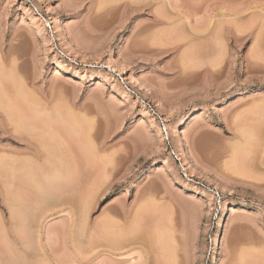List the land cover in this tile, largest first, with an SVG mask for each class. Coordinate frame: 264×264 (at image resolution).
Listing matches in <instances>:
<instances>
[{"label": "rangeland", "instance_id": "374dc122", "mask_svg": "<svg viewBox=\"0 0 264 264\" xmlns=\"http://www.w3.org/2000/svg\"><path fill=\"white\" fill-rule=\"evenodd\" d=\"M170 2L0 0V264H264V0ZM31 141L75 170L33 185Z\"/></svg>", "mask_w": 264, "mask_h": 264}, {"label": "bare ground", "instance_id": "6f19581e", "mask_svg": "<svg viewBox=\"0 0 264 264\" xmlns=\"http://www.w3.org/2000/svg\"><path fill=\"white\" fill-rule=\"evenodd\" d=\"M161 1V0H160ZM169 2L171 1V0H168ZM163 2H165V1H163ZM158 3V2H157ZM162 3V2H161ZM160 3V4H161ZM171 3V2H170ZM161 15H162V13H160ZM163 16V15H162ZM158 18V17H157ZM167 19V18H166ZM165 22V21H164ZM220 26H221V24H220ZM62 27V26H61ZM222 28V27H221ZM209 29V28H208ZM223 29V28H222ZM58 30H60L59 29V26H58ZM207 31V30H206ZM218 31V30H217ZM216 31V32H217ZM222 31V30H221ZM4 70V69H3ZM60 72V70L58 69V67L55 69V72H54V74H58ZM3 73H5L6 75H8V77H9V75L10 76H12L11 75V72H6V71H3ZM4 74V75H5ZM5 75V76H6ZM16 85V84H15ZM2 87V86H1ZM19 88V87H18ZM4 90V89H3ZM5 93V92H4ZM5 95H6V93H5ZM1 97V96H0ZM6 97H8V95L6 96ZM1 99V98H0ZM251 131V130H250ZM262 131V130H261ZM252 132H253V130H252ZM258 132H260V131H258ZM244 133H246V132H244ZM244 133H243V136H244ZM254 133V132H253ZM174 134V133H173ZM242 134V133H241ZM247 134H250L249 132H247L246 133V135ZM256 135V134H255ZM261 135H263V133L261 134ZM256 136H258V134L256 135ZM34 137V136H33ZM36 137V136H35ZM246 137V136H245ZM248 137V136H247ZM32 139V138H31ZM252 139V138H251ZM34 140V139H33ZM261 140V139H260ZM247 141V140H246ZM35 142H37V141H35ZM241 142V141H240ZM38 143V142H37ZM246 143V142H245ZM42 144V143H41ZM237 144V143H236ZM239 144V143H238ZM30 145H33V146H35V148H36V150L35 151H33V149H32V151L34 152H30L31 153V157L29 158H26V160L24 161V167H23V169L24 168H28L26 171H28V172H25V173H28V176H30L31 177V182H32V184L33 185H35L36 186V184H38L39 186H41L42 185V183H43V181H42V178H46V176H49V174H51L52 175V177H51V180L53 179V176L54 177H58V176H64L65 174H70V172H72L73 171V168H74V166H72V165H70V163L69 162H67L66 161V159H65V154H63L64 153V150H63V146H59V148L57 149L58 151H56V150H54V153H53V151L52 152H50V150L48 149V148H46L47 150H49V152L46 150V149H44V152H43V144H42V146H37V145H35V143H33L32 141L30 142ZM46 145V144H45ZM32 146V147H33ZM235 146H237V145H235ZM234 146V147H235ZM40 147H42V148H40ZM240 147V146H239ZM29 148H30V146H29ZM45 148V147H44ZM51 150H52V148H50ZM47 151V153H46V151ZM30 151H31V149H30ZM184 151V150H183ZM234 151V150H233ZM249 151V150H248ZM45 153V154H44ZM32 155H34V156H32ZM15 159H13V161H12V164L10 165L11 167L13 166V169L15 170L16 169V167H18L17 165H16V163L18 162V161H14ZM24 160V159H23ZM22 159H21V161H23ZM10 161V160H9ZM16 162V163H15ZM10 163H11V161H10ZM19 163H21V162H19ZM9 164V163H8ZM8 167H9V165H8ZM21 167V166H20ZM10 168V167H9ZM11 170V171H14V170ZM18 170H21V169H19V167L17 168ZM9 169H7L6 171L9 173V171H8ZM74 170H75V168H74ZM5 171V172H6ZM10 171V172H11ZM23 171V170H22ZM39 171V172H38ZM20 172V171H19ZM41 172H43V174H42V176H44V177H42L41 175H39V177H40V180H39V177H36V176H38L37 174H41ZM12 173V172H11ZM11 173H9V174H11ZM14 173H16V170L11 174V175H8L7 173L5 174V178L8 180V184H9V186H7V183L5 184L6 186L5 187H7L8 188V190L6 189L5 190V193H7L8 192V195L7 196H9V198L7 197V199H9V201L10 202H8V200H7V202H8V204H11L10 205V208H11V215H10V218L12 219V225H14V226H12V227H14L12 230H13V233H16L15 234V240H16V243L17 244H19L20 243V245H22L21 247H20V251L23 253V254H26V256H29L28 255V248H26V246H25V242H24V239L25 240H27L26 239V234H25V236H23V238H22V234L24 235V231L23 232H21V225H22V223H21V221L22 220H24V219H22V220H20V218H19V214H21V213H18V211L19 212H21L20 210H16V209H14V207H16V206H13L12 205V202L14 203L15 201H13V197H12V195L14 194V192L12 193L11 191H15V187H14V185H15V183H13V182H15V181H13V179L15 180V178H16V176L18 175L17 173L16 174H14ZM45 173V174H44ZM47 173H49V174H47ZM23 175H24V173H22ZM23 175H22V177H23ZM46 175V176H45ZM25 176H26V174H25ZM3 177V178H4ZM8 177V178H7ZM18 177H21V176H18ZM27 177V176H26ZM67 177V176H66ZM65 176H64V178H66ZM5 178H4V181H5ZM37 179V180H36ZM49 180H50V177L48 178ZM68 179V178H67ZM6 180V181H7ZM54 180H56V181H59V179L58 178H56V179H54ZM62 180V179H61ZM60 180V181H61ZM5 181V182H6ZM23 181H25V180H23ZM29 181V180H28ZM38 181H40L41 182V185L38 183ZM4 182V183H5ZM16 182H17V179H16ZM19 182H21V180H19ZM52 182V181H51ZM62 182V181H61ZM69 182V181H68ZM12 183V186H13V188H15V189H12V188H10V184ZM27 183V182H26ZM29 183V182H28ZM27 183V184H28ZM53 183H55V181H53ZM57 183V182H56ZM67 183V182H66ZM25 184V183H24ZM26 184V185H27ZM45 184V183H44ZM44 184L42 185V186H44ZM58 184H59V182H58ZM31 185V184H30ZM29 185V186H30ZM4 186V185H3ZM11 186V187H12ZM16 186V185H15ZM30 187H33L32 185L30 186ZM56 186H54V188H55ZM60 187V186H59ZM36 188V187H35ZM38 188H40V187H38ZM42 188H44V187H42ZM5 189V188H4ZM45 189V188H44ZM52 189H53V186H52ZM57 190V189H56ZM7 191V192H6ZM41 191H42V189H41ZM50 191H52V190H50ZM55 191V190H54ZM59 191H60V189H59ZM42 193V192H41ZM53 193V192H52ZM59 193V192H58ZM12 194V195H11ZM15 195V194H14ZM88 196V195H87ZM83 197V196H82ZM91 197V196H90ZM89 197V198H90ZM12 198V199H11ZM84 198V197H83ZM87 197H85V199H86ZM12 201H11V200ZM79 199V198H78ZM81 200V199H80ZM87 200H88V198H87ZM90 201V200H89ZM88 201V202H89ZM6 202V203H7ZM66 202V201H65ZM81 202H83V200L81 201ZM81 202H80V204H81ZM87 205V204H86ZM92 205V204H91ZM83 206V205H82ZM19 207V206H18ZM80 207V206H79ZM91 208V207H90ZM19 209H21L22 210V208L20 207ZM77 209H78V207H77ZM80 209V208H79ZM78 209V210H79ZM89 213H90V209H89V207H88V205L87 206H85L84 207V210L82 211V214H81V217H80V220L81 221H79V224H80V226H81V228H82V230H81V233H83V235L84 234H87V231L89 232V230H88V219H89ZM22 216H24V215H22ZM126 216H127V214H126ZM125 216V217H126ZM21 217V216H20ZM135 218V217H134ZM133 218V219H134ZM126 219V218H125ZM129 218L127 217V220H128ZM139 219H140V217H138V218H136V221H132V219L131 220H129L128 222L129 223H127L126 221L124 222V223H118V224H114V226H112L113 224L111 223V224H108V222H103V223H101V227H104L103 229H104V231H108V232H106V236H108V238H109V240H108V242H110L109 244L110 245H108L109 246V252L111 253V254H116V251H118V250H121V249H123L124 247H127V246H132V244H134L133 242H135L134 241V237L136 238V236H137V234H136V232H137V229H136V222L138 221L139 222ZM27 221V220H26ZM76 221H77V219H76ZM137 222V223H138ZM23 223H25V222H23ZM26 224L28 225V223L26 222ZM79 224H78V226H79ZM99 225H100V223H99ZM103 225V226H102ZM26 226V225H25ZM77 226V227H78ZM107 226H109V228H110V230H107ZM110 226H112V227H110ZM88 227V228H87ZM80 228V229H81ZM99 228V227H98ZM108 228V229H109ZM11 229V228H10ZM101 230H102V228H101ZM103 231V230H102ZM27 232V231H26ZM79 232H80V230H79ZM91 233V232H90ZM29 236V235H28ZM137 242V241H136ZM16 244V245H17ZM27 244V243H26ZM156 244V243H155ZM32 245V244H31ZM157 245L158 244H156V247H157ZM19 246V245H18ZM27 247H29V246H27ZM132 248V247H131ZM18 251H19V248H18ZM108 252V253H109ZM109 253V254H110ZM158 262V263H157ZM157 262H155L156 264H159V261H157Z\"/></svg>", "mask_w": 264, "mask_h": 264}, {"label": "built area", "instance_id": "2783aa9c", "mask_svg": "<svg viewBox=\"0 0 264 264\" xmlns=\"http://www.w3.org/2000/svg\"><path fill=\"white\" fill-rule=\"evenodd\" d=\"M164 129H165V133H166L167 136L169 137V131H168V128H167L166 124H165V126H164Z\"/></svg>", "mask_w": 264, "mask_h": 264}]
</instances>
